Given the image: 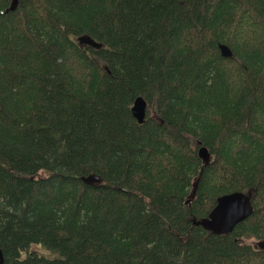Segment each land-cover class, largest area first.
Here are the masks:
<instances>
[{
    "label": "trees",
    "instance_id": "16d2710c",
    "mask_svg": "<svg viewBox=\"0 0 264 264\" xmlns=\"http://www.w3.org/2000/svg\"><path fill=\"white\" fill-rule=\"evenodd\" d=\"M10 3L0 0L4 264H264V248L243 242L264 241V0H19L4 12ZM236 190L251 192L253 211L232 232L194 223Z\"/></svg>",
    "mask_w": 264,
    "mask_h": 264
},
{
    "label": "water",
    "instance_id": "95a60500",
    "mask_svg": "<svg viewBox=\"0 0 264 264\" xmlns=\"http://www.w3.org/2000/svg\"><path fill=\"white\" fill-rule=\"evenodd\" d=\"M19 0H11L10 5L3 11L7 12L9 10L15 9L18 6ZM2 12V11H0ZM81 44L91 45L95 48H100L102 43L98 42L88 34H82L77 37ZM219 49L222 55L227 57H235L233 49L225 44L219 43ZM148 101L142 95H138L133 100V105L131 108L133 116L142 123L145 120L147 112ZM200 144L197 152L198 156L202 160L203 164H209L212 158L211 152L207 146L203 145L199 140ZM92 178H97L95 175H89L83 177L84 180H89ZM199 183V177L193 181L192 190L188 195L186 202H190L192 198L196 195L197 187ZM253 211V205L251 200V192L244 191H232L218 196L217 202L209 214L194 223L197 225H202L207 230L215 233H230L234 227L242 220L246 219ZM259 244L264 248V241H259ZM0 264H4L3 251L0 248Z\"/></svg>",
    "mask_w": 264,
    "mask_h": 264
},
{
    "label": "rangeland",
    "instance_id": "374dc122",
    "mask_svg": "<svg viewBox=\"0 0 264 264\" xmlns=\"http://www.w3.org/2000/svg\"><path fill=\"white\" fill-rule=\"evenodd\" d=\"M259 241L261 240H257L255 238H251V239H244L243 242L246 243H251L252 245H254L255 247H261V245L259 244ZM31 251H35L41 255H44L48 258H56L59 257L58 252H56L55 250L49 249L46 246H44L42 243H34L32 244Z\"/></svg>",
    "mask_w": 264,
    "mask_h": 264
},
{
    "label": "bare ground",
    "instance_id": "6f19581e",
    "mask_svg": "<svg viewBox=\"0 0 264 264\" xmlns=\"http://www.w3.org/2000/svg\"><path fill=\"white\" fill-rule=\"evenodd\" d=\"M146 117V116H145ZM202 142V141H201ZM200 145V144H199ZM204 145V144H203ZM199 148V147H198ZM202 171V170H201Z\"/></svg>",
    "mask_w": 264,
    "mask_h": 264
}]
</instances>
